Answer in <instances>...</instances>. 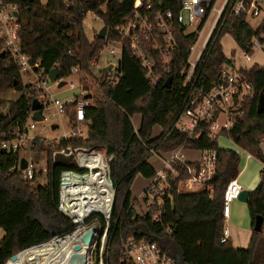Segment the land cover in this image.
<instances>
[{
  "label": "trees",
  "instance_id": "obj_1",
  "mask_svg": "<svg viewBox=\"0 0 264 264\" xmlns=\"http://www.w3.org/2000/svg\"><path fill=\"white\" fill-rule=\"evenodd\" d=\"M9 1L18 6L21 42L30 60L39 59L45 75L56 69L59 78L68 76L77 66L83 86L92 95L85 109L89 121L87 137L84 140L73 138L70 143L102 147L107 156H113L110 178L115 194L107 230L105 264H131L123 254V245L130 240L156 243L176 264H264V154L260 147L264 141V111L256 110L258 96L264 93V67L254 65L245 72L254 96L243 102L242 115L229 131L220 134L263 163L260 181L246 202L252 227L257 216L262 218L261 230H252L248 246L236 249L228 239L221 242V237L223 193L227 183L238 176L239 155L220 148L217 138L208 137L206 130L198 137H188L175 127L189 94L188 88L181 86L178 72L194 37L179 41V57L170 74V88L163 87L168 76L152 86L126 47L120 63L121 79L112 84L106 69L96 75L90 72V62L98 57L105 41L86 35L84 15L86 12L100 14L111 38L130 13L134 0H46L44 4L40 0ZM103 3L106 5L104 14L99 11ZM263 32L264 20L252 29L244 17L228 16L226 25L215 29L206 46L198 66L196 85L207 88L218 78L220 66L226 60L220 45L222 35L230 34L238 47L247 50L250 39ZM7 90H14L18 96L0 99V137L10 126L24 122L32 112L31 102L35 99L32 87L23 84L15 64L4 55L0 56V94ZM135 113L141 117L137 132L131 121ZM156 125L161 131L152 137ZM65 144L63 140L54 143L38 137L32 149L34 159L39 161ZM178 147L216 151V168L210 180L199 190L177 191V182L187 179L188 174L183 165L175 163L176 176L174 180L168 178L164 196L146 213L135 214L137 202L131 201L134 179L138 175L150 179L156 173L148 162V149L168 152ZM18 157V153L0 152V229L4 232L0 239V264L22 250L75 227L58 210L59 174L63 169L76 167L75 164L57 162L49 166L42 176V184L36 185L35 181L27 182L17 172L9 171ZM39 177L37 174L36 179ZM95 217L104 227L99 214L85 223Z\"/></svg>",
  "mask_w": 264,
  "mask_h": 264
},
{
  "label": "built area",
  "instance_id": "obj_2",
  "mask_svg": "<svg viewBox=\"0 0 264 264\" xmlns=\"http://www.w3.org/2000/svg\"><path fill=\"white\" fill-rule=\"evenodd\" d=\"M168 1L134 0L130 13L115 29V36L108 38L107 28L106 38H104L105 44L99 51L98 57L90 62V72L96 75L99 71L111 66L110 70L106 69L108 78L112 84H116L122 76L120 63L126 47L150 84L156 86L164 77L170 76L179 57L180 39L194 37L193 42L188 47L186 59L178 72L182 79L181 86L187 87L189 94L175 127L177 130L186 133L188 137H198L206 130L208 137L218 139L220 134L229 131L236 123L237 117L242 115L243 102L254 96L253 86L247 79L245 72L248 70L247 65L252 59L253 52L264 50V32L250 39L247 50L239 47L243 53L244 62L242 65L237 63L235 57H225L226 60L220 66L218 78L211 81L207 88L196 85L199 74L198 66L215 29L219 25L225 26L228 16L244 17L245 20L252 18L259 20L260 24L264 20V0ZM99 11L102 14L106 12L105 3L100 5ZM88 15L91 23L102 22L100 14L86 12L84 19ZM17 18V4L9 0H0V53H3L15 64L21 78L25 77L23 83L32 87L35 92V99L41 106L39 112L42 119L35 121L33 113L30 112L24 122L19 121L10 126L1 134L0 150L18 153V161L9 171L17 172L27 182L35 181L36 185L42 184V176L48 172L49 166L57 164L59 156L70 159L69 163L64 164L70 166L73 162L76 167L63 169L59 174L58 210L72 222L73 220L62 211V200L77 199L80 195L81 186L87 185L89 175L98 172L86 165L87 155L97 151L98 155L105 161L103 178L100 180L95 174L96 183L91 184L92 189L89 190L88 195L90 192L99 195L103 190L102 186H107L111 192L112 203L108 218H105L100 212L90 215L91 217L99 214L105 222L104 227L100 226V229L96 230V236L92 243L91 264H105L107 230L115 194V186L110 178V162L113 156H107L105 151L101 152L97 147L70 143L73 138L84 140L87 137L89 121L86 119L85 109L89 99H85L84 96L90 91H87L83 86L77 66L70 70L68 76L58 78L55 82L49 80L48 75L43 74L40 60L37 59L32 62L29 55L23 50ZM96 35L97 33L91 27V35L88 37L92 38ZM105 51H108L111 57L115 59L114 62L106 59L100 62V55ZM70 77H75L78 83L71 82L68 84L65 80ZM60 81H65L68 89L74 92L70 97L61 99L53 93V88L61 89L63 87L57 86ZM51 111L54 115L66 117L70 128L58 137L45 140L54 143L63 140L66 144L53 149L49 156L41 157L39 161H36L32 149L34 141L38 137L32 131L38 122L43 121V113L50 114ZM221 116L223 117L222 121L219 120ZM56 126L58 128V125ZM134 128L137 132V128ZM176 149L179 150L174 151L169 159H162L164 169L156 172L155 176L150 178V182L142 194V198L147 199L144 201V213L149 211L155 202L160 201L159 199L168 190V178L174 180L176 176L173 167L175 163L183 165L188 174L187 179L177 182V191H193L195 188L203 187L215 172V150H198L199 156L196 161L189 163L184 160L180 153V149L183 147ZM152 156H158V152L149 148L148 160ZM22 158L26 162L24 168L20 167ZM37 174L40 175L38 179H36ZM90 183H93V179ZM241 190L242 187L236 179L230 180L225 187L221 242L226 241L228 237L225 221L229 217L230 204L237 200ZM156 217L155 215L154 218ZM94 219L98 218L95 217ZM67 232L52 239H56ZM123 254L131 264H176L171 255L161 251L157 244L151 241H127L123 245ZM4 264H9V260Z\"/></svg>",
  "mask_w": 264,
  "mask_h": 264
},
{
  "label": "rangeland",
  "instance_id": "obj_3",
  "mask_svg": "<svg viewBox=\"0 0 264 264\" xmlns=\"http://www.w3.org/2000/svg\"><path fill=\"white\" fill-rule=\"evenodd\" d=\"M40 1L45 2V0H40ZM247 23L250 25L251 28L254 29L259 24V20L249 18L247 20ZM102 25L103 24L101 21L91 23L89 15L86 16L85 19L83 20L84 31H85L86 35L89 37L91 35V27H93V30L95 31V33H97L99 31V29L102 27ZM220 45L222 46V51H223L226 58H231V57L234 58L235 57V59L237 60V63H240L241 65L243 64V62H244V59L242 58L243 53L241 52L240 48L235 43V41L233 40V38L230 34L226 33L220 37ZM252 55H253L252 61L247 65V68L249 69L254 65L264 67V50H261V51L255 50ZM104 59H106L107 61H112V62L115 61V59H113L111 57V55L108 53V51L102 52V54L100 55V62H103ZM24 79H25V77H22V82H24ZM65 81L68 84L71 82H73L74 84L78 83V81L75 77L67 78ZM52 91L54 94L57 95V97H59L61 99L70 97L74 93L68 89L67 85L63 86L61 89L53 88ZM17 96H18V94L14 90H7L4 93L0 94V99H15ZM52 113H53V111H51L50 114L43 113V121L38 122L36 124V128L32 131V133L36 137H39L42 139H52L54 137L60 136L61 134H63L64 132H67L69 130L70 126L68 125L67 118L66 117H59L58 115H54ZM140 120H141L140 114L135 113L131 117V121L136 128L139 127ZM219 120L222 121L223 117L221 116L219 118ZM52 124L58 125V128L52 130L50 127ZM160 131H161L160 126H158V125L154 126L153 132H152V137L157 136L160 133ZM217 142H218V145L220 148L226 147L229 150L237 152L239 155V158H240L239 162L241 165L243 153L240 152V149L236 145H234L230 139H228L227 137H224V136H220V137H218ZM97 149L101 152L104 151L101 147H99V148L97 147ZM178 150L179 149H175L173 151H168V152L159 151L158 156L150 157L148 162L151 164V166L155 169L156 172L162 171L164 169V164L162 162V159H169L170 155L174 151H178ZM180 153L182 154L184 160L186 162H189V163L195 162L197 157L199 156L198 150L190 149V148L180 149ZM58 162L69 163L70 159H68V158L66 159V158L59 156ZM149 182H150V179H147V178L142 177L141 175H138V176H136V178L134 179V181L131 185V201L137 202L134 204L135 214L142 215L145 212V203L143 201L142 194H143L145 188L147 187V185L149 184ZM86 225H89V226L94 225L93 227H95L96 230H99L100 226H101L98 219L90 220V222L86 223ZM84 227H85V225H84ZM39 264H41V262Z\"/></svg>",
  "mask_w": 264,
  "mask_h": 264
},
{
  "label": "bare ground",
  "instance_id": "obj_4",
  "mask_svg": "<svg viewBox=\"0 0 264 264\" xmlns=\"http://www.w3.org/2000/svg\"><path fill=\"white\" fill-rule=\"evenodd\" d=\"M1 54L3 53H0V56ZM87 160V167L97 170L98 172L89 175L88 182L86 183L87 185L84 186V184L81 186L79 190L80 195L77 199L62 200V211L73 220L75 227L66 234L58 236L56 239L51 238L47 242L22 250L17 254L14 260L8 259L9 264H39L40 262L41 264H91L92 243L96 236V229L93 227L94 225L89 226L84 222H86V219H88L91 214L96 212H100L105 218H108L112 196L107 186H102L103 190L99 195L97 193L93 194L92 192L88 195L89 190L92 189L91 184L96 183L95 174L102 180L105 161L98 155L97 151L95 153H89L87 155ZM92 179L93 183H90ZM90 227L93 228L92 240L90 243H85L82 241L81 236ZM75 245H79L80 248L75 250Z\"/></svg>",
  "mask_w": 264,
  "mask_h": 264
},
{
  "label": "crops",
  "instance_id": "obj_5",
  "mask_svg": "<svg viewBox=\"0 0 264 264\" xmlns=\"http://www.w3.org/2000/svg\"><path fill=\"white\" fill-rule=\"evenodd\" d=\"M247 20L248 19H246V22ZM260 147L264 154V141L261 143ZM102 149L104 150V148ZM222 149H228V148L224 147ZM240 152L243 153V158L241 160V165L239 162V167H238L239 173L238 176L236 177V180L241 185L242 189L247 190L250 193L256 188V186L260 181V172L261 169L263 168V163L241 149ZM200 188H195V190H199ZM225 225L228 228L227 239L231 242L233 248L236 249L246 248L250 242L252 230H253L246 202L234 200L230 204L229 217L227 221H225ZM3 235L4 232L0 229V239L3 237Z\"/></svg>",
  "mask_w": 264,
  "mask_h": 264
},
{
  "label": "water",
  "instance_id": "obj_6",
  "mask_svg": "<svg viewBox=\"0 0 264 264\" xmlns=\"http://www.w3.org/2000/svg\"><path fill=\"white\" fill-rule=\"evenodd\" d=\"M17 15V14H16ZM106 33H107V27L106 26H102L99 31L97 32V35L96 37L100 40H104L105 36H106ZM1 56H3V54H1ZM111 66H108L106 69L107 70H110ZM59 78L58 76V72L56 69H52L49 71V79L52 81V82H55L57 79ZM171 82H172V76H169L166 81L164 82L163 84V87L164 88H170L171 86ZM65 81H60L57 86L58 87H62L65 85ZM14 86L16 85V82H14L13 84ZM92 95L91 93H88L84 96L85 99H91ZM40 109V105L38 104V102L36 100H33L31 102V110L33 111V119L35 121H41V116L39 115V110ZM256 110L258 113L264 111V93L261 92L258 96V100H257V104H256ZM57 126L56 125H52V129H55ZM0 152L4 153L5 150L4 149H1ZM26 165V162H25V159L22 158L20 160V167L21 168H24ZM248 197H249V192L247 190H244L242 189L240 191V194L237 198V200L241 201V202H247L248 200ZM261 225H262V218L260 216H257L255 218V221H254V225H253V230L256 231V232H259L261 230ZM92 235H93V229L89 228L87 229V231L85 233L82 234L81 236V239L83 242L85 243H90L91 241V238H92ZM80 248L79 245H75L74 246V249L75 250H78ZM17 254H14L12 255L9 259L10 260H14L16 258Z\"/></svg>",
  "mask_w": 264,
  "mask_h": 264
}]
</instances>
